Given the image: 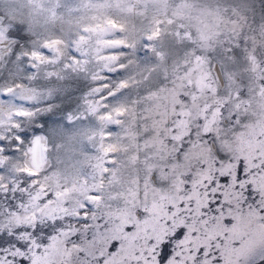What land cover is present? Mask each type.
Here are the masks:
<instances>
[{
	"label": "snow or ice",
	"instance_id": "obj_1",
	"mask_svg": "<svg viewBox=\"0 0 264 264\" xmlns=\"http://www.w3.org/2000/svg\"><path fill=\"white\" fill-rule=\"evenodd\" d=\"M3 3L0 264H264V0Z\"/></svg>",
	"mask_w": 264,
	"mask_h": 264
},
{
	"label": "rangeland",
	"instance_id": "obj_2",
	"mask_svg": "<svg viewBox=\"0 0 264 264\" xmlns=\"http://www.w3.org/2000/svg\"><path fill=\"white\" fill-rule=\"evenodd\" d=\"M225 2L228 3L231 2V0H225ZM250 3L256 9L255 15L258 17L259 9L261 7V0H250ZM2 7H6V5L3 3V0H0V8ZM251 15L252 14L250 13L249 23H251ZM248 39L251 40V36H249ZM255 43L261 49H264V37L260 38ZM88 123L90 125L93 124L92 121H89ZM155 128L159 134L153 135L149 143L153 146V152H152L153 159L151 161V164L153 165L154 171L160 173L158 182L166 180L169 182V184H171L175 181L177 172L187 171L190 164L197 163L200 160L208 159L207 151L193 149L187 153L186 160L177 161L175 159L176 151L174 147L172 145L167 144V142L163 139V137L168 134L167 132L164 131L163 122L157 123L155 125ZM181 131H183V129H181ZM74 148L76 150L75 153L74 154L70 153L71 155H73V160L71 161L72 163H75L77 161L82 162L85 160V157L80 155L81 152L91 153L93 151V149L89 147L87 144H83V145L75 144ZM124 148L128 149L126 158H130L132 152L135 149V145L129 143L124 145ZM121 155H125L123 149H121ZM53 163L55 164V160L53 161ZM173 164H175L176 166L173 167ZM77 166L79 167L80 165L78 164ZM165 166H167L170 169V171H168L167 173L164 172ZM82 171L84 173H87L89 169L87 168V166H83ZM123 173H124L123 179L125 181L134 178V176L136 175L135 169H131V168L123 169ZM157 195H159V193H157ZM167 196L169 197V200L175 199V193L172 192L171 190L167 192ZM151 198H152V194L149 193V199ZM167 203H168L167 200L162 201L159 205H157V207L153 209V214L157 216L161 215L162 212L165 210ZM134 215H135L134 210H130V209L122 213V217L124 219H129L131 216Z\"/></svg>",
	"mask_w": 264,
	"mask_h": 264
}]
</instances>
